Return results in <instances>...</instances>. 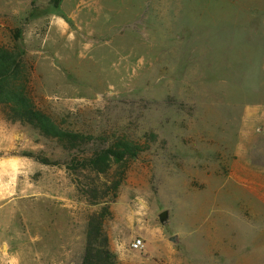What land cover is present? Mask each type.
Segmentation results:
<instances>
[{"label":"rangeland","instance_id":"374dc122","mask_svg":"<svg viewBox=\"0 0 264 264\" xmlns=\"http://www.w3.org/2000/svg\"><path fill=\"white\" fill-rule=\"evenodd\" d=\"M14 42L46 118L0 103V264L93 223L114 264H264V0H0Z\"/></svg>","mask_w":264,"mask_h":264},{"label":"trees","instance_id":"16d2710c","mask_svg":"<svg viewBox=\"0 0 264 264\" xmlns=\"http://www.w3.org/2000/svg\"><path fill=\"white\" fill-rule=\"evenodd\" d=\"M25 67L24 54L16 42L9 47L0 45V103L8 105L14 112L12 120L36 123L46 116L37 110L32 101H29L28 86L31 82V74L25 71ZM18 78L20 82L17 81ZM102 160L98 156L97 162ZM100 227L101 224L94 223L90 226L83 264H114L115 254L108 248L107 238L100 231Z\"/></svg>","mask_w":264,"mask_h":264},{"label":"water","instance_id":"95a60500","mask_svg":"<svg viewBox=\"0 0 264 264\" xmlns=\"http://www.w3.org/2000/svg\"><path fill=\"white\" fill-rule=\"evenodd\" d=\"M160 221L162 223H165L169 219V210H165L160 214ZM169 240L175 244H178L180 242V235L176 234L169 238Z\"/></svg>","mask_w":264,"mask_h":264},{"label":"built area","instance_id":"2783aa9c","mask_svg":"<svg viewBox=\"0 0 264 264\" xmlns=\"http://www.w3.org/2000/svg\"><path fill=\"white\" fill-rule=\"evenodd\" d=\"M144 245H145V242H144V240L141 239V238H138V239H136V240H134V241L132 242V247H133L134 249H141V248L144 247Z\"/></svg>","mask_w":264,"mask_h":264}]
</instances>
